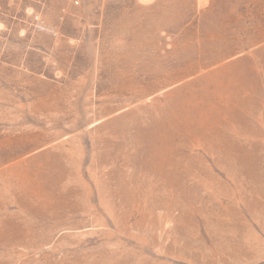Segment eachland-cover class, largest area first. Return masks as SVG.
Wrapping results in <instances>:
<instances>
[{
  "label": "rangeland",
  "instance_id": "rangeland-1",
  "mask_svg": "<svg viewBox=\"0 0 264 264\" xmlns=\"http://www.w3.org/2000/svg\"><path fill=\"white\" fill-rule=\"evenodd\" d=\"M0 264H264V0H0Z\"/></svg>",
  "mask_w": 264,
  "mask_h": 264
}]
</instances>
